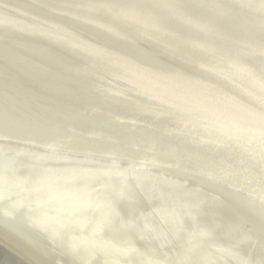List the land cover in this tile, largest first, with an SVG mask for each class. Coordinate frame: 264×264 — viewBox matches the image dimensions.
<instances>
[{"label": "water", "instance_id": "95a60500", "mask_svg": "<svg viewBox=\"0 0 264 264\" xmlns=\"http://www.w3.org/2000/svg\"><path fill=\"white\" fill-rule=\"evenodd\" d=\"M0 264H264V0H0Z\"/></svg>", "mask_w": 264, "mask_h": 264}]
</instances>
